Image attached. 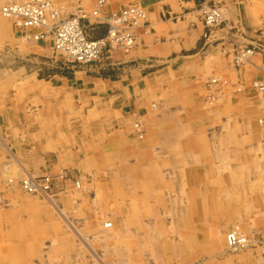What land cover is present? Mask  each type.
Here are the masks:
<instances>
[{"label": "crops", "instance_id": "1", "mask_svg": "<svg viewBox=\"0 0 264 264\" xmlns=\"http://www.w3.org/2000/svg\"><path fill=\"white\" fill-rule=\"evenodd\" d=\"M107 1V11L143 7L147 23L136 28L132 50L91 65L69 66L49 40L32 39L36 30L0 20V53L9 57L0 67V181L1 170L17 185L50 176V198L77 207L73 227L90 238L107 234L111 264H258L264 105L252 83L264 82V54L235 69L221 50L264 40V0ZM204 3L225 7L232 29L215 28L205 40ZM213 76L227 85H210ZM0 196L16 199V213L32 211L33 221L42 216L56 227L41 201L16 190ZM233 226L247 249L227 251Z\"/></svg>", "mask_w": 264, "mask_h": 264}, {"label": "built area", "instance_id": "2", "mask_svg": "<svg viewBox=\"0 0 264 264\" xmlns=\"http://www.w3.org/2000/svg\"><path fill=\"white\" fill-rule=\"evenodd\" d=\"M58 0H0V14L11 20L19 30L34 29L35 41L49 40L55 53L63 56L72 64L91 65L101 61L107 52L120 50L129 52L135 46L136 28L146 26L147 12L137 4H128L117 10H108L107 0H92V8L87 11L74 0L71 13H67ZM200 20L205 28L203 37L207 40L215 28L232 29L228 26L223 8L216 4H202L199 8ZM92 21V23L90 22ZM88 25L105 27V33L97 38L89 36ZM222 53L230 56L232 65L239 69L257 52L264 54V40L255 48H240L232 44L231 50L222 48ZM227 81L220 76H213L210 85L226 86ZM253 89L264 104V82L255 81ZM239 90V89H238ZM212 100L208 98V103ZM134 132L142 138V124L136 121ZM13 182V180H9ZM19 188L28 194H50L52 179L49 176L18 182ZM249 246V239L235 227L226 234V247L229 251H240ZM260 261L264 264V240L258 242Z\"/></svg>", "mask_w": 264, "mask_h": 264}, {"label": "rangeland", "instance_id": "3", "mask_svg": "<svg viewBox=\"0 0 264 264\" xmlns=\"http://www.w3.org/2000/svg\"><path fill=\"white\" fill-rule=\"evenodd\" d=\"M58 2V4L64 6L65 10L72 9L74 6L72 5L74 4V0H58ZM81 5L87 11H90L92 8V6L87 5L85 0L81 1ZM221 7L225 13V7ZM0 20L11 23V28L14 29L12 21L3 17L1 14ZM0 26H2L1 23ZM88 29H90L89 36L91 38L99 36L103 31V28L91 25L88 26ZM8 62V55H1L0 53V67L1 65L8 64ZM66 63L69 66L79 65L69 63L68 61ZM50 71L54 74L57 69L53 66ZM208 98L205 100V103L208 106H212L214 98H212L210 103L207 102ZM134 123L132 124L133 131ZM259 123L262 124V121H259ZM1 171L3 178L0 181L1 193L6 190H16L21 196L31 197L32 199L41 201L46 208L51 210L56 227H52V222L46 221L42 216H40L39 220L33 221L32 216H35V213L32 211H26L24 214L16 213L18 211L16 199L12 202L9 197L0 196V264H111L109 257L111 258L113 256L106 254V251H109L108 249L112 247L111 245L106 246L107 234L103 236L94 234V238H90L93 232L90 233L88 230L73 227V216L77 217L79 215L76 205L66 210L63 207H59L54 201V198H51L53 200L52 204H54L52 205L44 196L25 193L19 188L16 180L11 175L4 173L3 170ZM9 180H13V182H9ZM74 186L77 190L83 189V186L78 181L75 182ZM51 195L50 193L47 196L50 197ZM10 214L19 216L17 218L19 220H10L8 216ZM22 217L25 220H22ZM105 223L109 226L111 225L109 222ZM105 223L104 226H106ZM104 226L103 230L106 233L109 226H107L108 228ZM235 227L242 232L238 226H233L228 232ZM98 236L103 238L102 241L97 239ZM115 249L121 250V246L119 245ZM227 251L231 252L229 250Z\"/></svg>", "mask_w": 264, "mask_h": 264}, {"label": "bare ground", "instance_id": "4", "mask_svg": "<svg viewBox=\"0 0 264 264\" xmlns=\"http://www.w3.org/2000/svg\"><path fill=\"white\" fill-rule=\"evenodd\" d=\"M28 179H32V180H34V178L33 177H31V176H26ZM44 195V197L50 202V204H52V199L50 198V197H48L46 194H43ZM53 205V204H52ZM105 223V222H104ZM106 224V223H105ZM107 226H109V225H107L106 224V226L105 227H107Z\"/></svg>", "mask_w": 264, "mask_h": 264}]
</instances>
